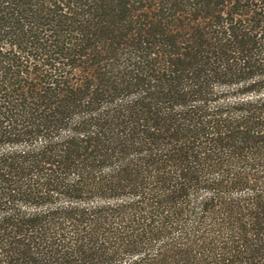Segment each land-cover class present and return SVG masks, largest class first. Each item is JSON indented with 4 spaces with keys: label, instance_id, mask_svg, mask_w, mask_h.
Returning a JSON list of instances; mask_svg holds the SVG:
<instances>
[{
    "label": "trees",
    "instance_id": "16d2710c",
    "mask_svg": "<svg viewBox=\"0 0 264 264\" xmlns=\"http://www.w3.org/2000/svg\"><path fill=\"white\" fill-rule=\"evenodd\" d=\"M0 264H264V0H0Z\"/></svg>",
    "mask_w": 264,
    "mask_h": 264
}]
</instances>
